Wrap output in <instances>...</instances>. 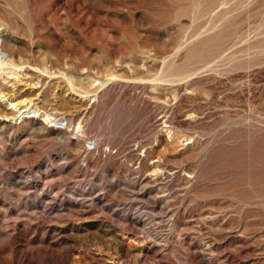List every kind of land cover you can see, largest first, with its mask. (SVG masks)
Masks as SVG:
<instances>
[{"label":"rangeland","instance_id":"obj_1","mask_svg":"<svg viewBox=\"0 0 264 264\" xmlns=\"http://www.w3.org/2000/svg\"><path fill=\"white\" fill-rule=\"evenodd\" d=\"M0 65V264H264V0H0Z\"/></svg>","mask_w":264,"mask_h":264},{"label":"bare ground","instance_id":"obj_2","mask_svg":"<svg viewBox=\"0 0 264 264\" xmlns=\"http://www.w3.org/2000/svg\"><path fill=\"white\" fill-rule=\"evenodd\" d=\"M2 48V47H1ZM3 50V49H2ZM6 64V63H5ZM2 65V64H1ZM1 65H0V67H1ZM1 69V68H0ZM2 93V92H1ZM5 93H3L2 95H4ZM5 96H7V95H5ZM22 101V100H21ZM24 101V100H23ZM22 101V102H23ZM17 103H18V101H17ZM19 104V103H18ZM21 104V103H20ZM24 105V104H23ZM16 106V105H15ZM25 108H23V109H21L22 111H21V115H19V117H25V118H28V119H33L34 117H37V116H42V114H41V111L42 110H39V108H37V107H34V108H32V107H28V105L27 104H25V106H24ZM18 117V116H17ZM43 117H44V119L45 120H48V122H52V121H54V120H56L53 116L51 117V116H49L47 113H45V112H43ZM53 123V122H52ZM56 123V122H55ZM61 123V122H60ZM54 124V123H53ZM55 127V126H54ZM60 127V126H59ZM105 262L107 263V261L105 260ZM111 263V262H110ZM111 264H115V262H112ZM120 264V263H119Z\"/></svg>","mask_w":264,"mask_h":264}]
</instances>
